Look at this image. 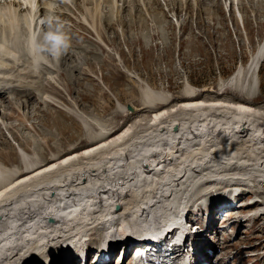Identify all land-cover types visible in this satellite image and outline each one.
Segmentation results:
<instances>
[{
  "label": "bare ground",
  "instance_id": "6f19581e",
  "mask_svg": "<svg viewBox=\"0 0 264 264\" xmlns=\"http://www.w3.org/2000/svg\"><path fill=\"white\" fill-rule=\"evenodd\" d=\"M80 1L86 3V8L107 3V0H0V34L4 35L0 42V108L7 101L6 96L13 92H20V98L27 96L23 102H28L36 82L27 80L21 71L16 74L18 70L27 66L26 73L30 76H26L33 77L38 74V65L48 64L51 68L49 57L37 53L33 42H42L47 31L42 21L54 17L65 29V21L53 13L68 17L74 7L90 13V8L84 10L79 5ZM89 1L94 4L88 6ZM228 1L243 12L247 28L250 29L249 19L262 25L264 0H225V3L197 0V8L195 0L176 1L178 4L174 0H164L177 17L184 9L189 14L196 11L197 22L205 16L210 22L217 19L220 23L224 19H220L218 13L224 11ZM68 2H72L73 7ZM112 2L108 0V8L112 7ZM117 2L123 3V0H115L114 4ZM135 2L126 0L123 4L131 10ZM159 4L160 0H143L137 8L153 13V7L157 6L156 11L160 9ZM158 15H151V19L162 25L166 15L162 14V18ZM231 17L237 26L234 15ZM194 38L199 40L200 34ZM248 39H251L249 30ZM263 69L264 40L251 63L237 71V80L230 79V83L236 80L235 84L241 85L247 97L227 98L224 92L222 95L204 94L201 99L200 94L190 89L183 96L172 99L149 89L138 113L132 104L121 108L131 113L125 129L115 133L103 129L93 134L92 130L87 131L86 125L87 149L79 147L63 155L61 148H54L55 155L50 159H45L46 153L40 149L32 151L35 157L30 159L24 146L27 142H22V148L17 149L21 159L19 166L10 168L0 162V264H79L85 247L88 258L99 256V251L109 247L110 260H113L117 258L116 252L119 255L128 245L125 262L134 250L133 241L141 244L142 252L139 259L133 253L132 264H152L172 247L173 264H184L182 256L188 246L175 243L173 232L169 230L172 223H180L185 212L191 214L197 206L200 213L203 209L211 210L214 205H229L235 198L245 196L240 195L243 192L247 197L252 196L247 193L264 195V106H259L252 98L254 78L259 76L261 81ZM76 70L82 69L77 66ZM42 102L43 106H49L51 97L47 95ZM0 126L8 131L12 129L4 121ZM3 137L0 130V144L10 147ZM233 187H239L240 192L233 193ZM207 203H210L208 207ZM261 206L264 200H255L239 209ZM239 209L232 208L233 212ZM261 212L264 211L255 216L240 214L233 218L225 217L229 212L224 215L210 213L208 231L221 250L216 264H230L233 256L229 257V248L236 244L231 242L232 233L227 243L226 238L219 237L217 222L222 220L220 225L224 230L233 228L229 224L235 219L249 220L254 226L253 220ZM201 234L197 235L200 242L196 254L200 253L196 264H208L211 252L207 251L205 234ZM117 239L121 246L116 251ZM93 242L97 243V248H90ZM249 258L254 257L246 256L242 263ZM259 261L264 264V255L252 264ZM90 264H106V261L99 259Z\"/></svg>",
  "mask_w": 264,
  "mask_h": 264
},
{
  "label": "rangeland",
  "instance_id": "374dc122",
  "mask_svg": "<svg viewBox=\"0 0 264 264\" xmlns=\"http://www.w3.org/2000/svg\"><path fill=\"white\" fill-rule=\"evenodd\" d=\"M114 1L110 8L107 7L108 0L104 3L105 6L102 4L94 8L90 6V13L82 12L76 7L72 15L68 17L53 13L54 16L56 14V17L65 21L66 28L63 31L69 38V46L66 52L63 51L56 58L57 61L54 60L55 57L43 53L47 55L45 57H49L51 68L46 63L43 67L38 65V74L33 77L26 76L27 66L21 67L22 69L16 73L21 71L27 80L36 82V86L27 103L23 102L27 96L20 98V92H13L6 96L7 101L0 108V123L4 121L12 128L8 131L6 127L0 126L4 135L3 139L10 143V147L0 144V162L3 165L10 168L20 165L21 159L17 149L22 148L20 144L24 141L27 142L24 146L30 159L35 157L32 151L38 152L40 149L46 153L45 159L55 155L54 148H61L62 152L64 151L63 155L77 151L75 148L87 149L89 146L86 143L87 137L84 131L86 125L88 126L86 130H92L93 134L103 129H111L113 133L125 129L131 113L126 109L123 112L121 108L132 104L138 113L144 106L149 89L157 94L164 93L172 99L183 96L184 92L190 89L196 95L200 94L201 99L204 94L222 95L224 92L227 98L243 97L241 85L235 84L239 72L236 73L241 67L246 68L251 63L253 56L263 43L264 17L260 26L255 20L250 22L249 19V29L244 24L243 12L229 1L232 7L228 3L229 6L224 5V11L218 13L219 18L224 19L222 23L217 19L210 22L205 16L197 22L196 11H194L195 14H189L184 9L181 15L178 13L177 17L164 0H160V9L157 11L155 10L157 6L153 7V13L148 10L145 13L141 7L137 8L143 0L140 2L136 0L131 10L125 8L123 3L126 0L117 4H114ZM176 1L180 3L182 0H174L175 4H178ZM195 1V8H197V0ZM224 1L222 0V3H225ZM245 2L248 3V1ZM89 3L88 6L94 4L93 1ZM54 4L56 5L55 2ZM79 5L85 10L86 3L80 1ZM69 6L73 7L72 2ZM157 13L159 18H162V14L166 15L165 23L163 22L162 25L151 19ZM232 15L234 20H237V26L231 21ZM132 22L133 24L130 25ZM182 24H184L183 27ZM248 30L251 39H248ZM199 34L200 39H195L194 37ZM2 36L4 35L0 34V42L4 39L1 38ZM29 59L26 58V60ZM77 66H80L82 70H76ZM81 71L85 74H79ZM258 77L254 78V96L251 97L263 107L264 69L260 73L261 81ZM233 78L236 80L230 83V79ZM25 86L28 88L27 92H30L29 86ZM47 95L51 97V104L43 106L42 101ZM9 96H13L12 99H9ZM240 195H245L241 196L243 198L247 197L246 192ZM247 195L253 194L247 193ZM209 204L207 203L206 207ZM231 204H234L233 200L229 205L225 203L224 207L220 204L214 205L212 211L216 215L229 212L225 217L230 218L248 214L249 210L241 211L242 208L233 212ZM206 211L209 209L201 210L204 213L200 221L202 224L207 219ZM260 214L254 219V226H251L249 220L241 222L235 219L231 222L229 225L233 228L226 229L228 231L225 233L229 234H224L226 243L229 242L230 232L235 231L236 234L232 236L231 242H236L238 248L244 247V250H248L247 253L254 254L256 258L264 255V215L259 218ZM193 217L196 219V215L193 214ZM221 223L220 221L216 224L217 227L219 226L217 229L219 237H222L224 232V226L220 225ZM243 223H246L245 226ZM239 225L241 230L252 231L237 232L238 229L235 228ZM207 239V251L212 252L209 264H214L221 251L212 233L207 234ZM115 241L119 242L120 237L119 241L118 239ZM120 246L119 242L116 251ZM90 248H97V243L93 242ZM230 250L232 254L235 252L232 247ZM123 251L125 249H121L119 255L117 251V258L115 257L109 264H132L133 253L135 254L137 249L130 251L125 262ZM94 259L95 257H90L87 263L90 264ZM240 259L237 261L233 259L230 264H240ZM254 260L256 259L248 260L245 264H250ZM81 263L84 264V262Z\"/></svg>",
  "mask_w": 264,
  "mask_h": 264
},
{
  "label": "clouds",
  "instance_id": "9594fccd",
  "mask_svg": "<svg viewBox=\"0 0 264 264\" xmlns=\"http://www.w3.org/2000/svg\"><path fill=\"white\" fill-rule=\"evenodd\" d=\"M42 22L47 25V31L43 34L42 42L33 41L36 51L40 54L46 53L52 57H59L69 46V38L63 31V25L54 17L46 18Z\"/></svg>",
  "mask_w": 264,
  "mask_h": 264
},
{
  "label": "water",
  "instance_id": "95a60500",
  "mask_svg": "<svg viewBox=\"0 0 264 264\" xmlns=\"http://www.w3.org/2000/svg\"><path fill=\"white\" fill-rule=\"evenodd\" d=\"M130 109V108H129Z\"/></svg>",
  "mask_w": 264,
  "mask_h": 264
}]
</instances>
